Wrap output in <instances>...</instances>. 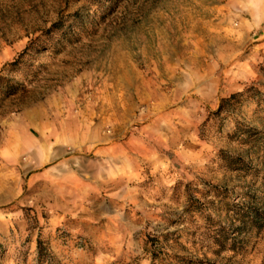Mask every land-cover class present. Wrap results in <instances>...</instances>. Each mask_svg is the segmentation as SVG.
<instances>
[{"label":"rangeland","instance_id":"374dc122","mask_svg":"<svg viewBox=\"0 0 264 264\" xmlns=\"http://www.w3.org/2000/svg\"><path fill=\"white\" fill-rule=\"evenodd\" d=\"M261 11L0 0V264H264Z\"/></svg>","mask_w":264,"mask_h":264},{"label":"crops","instance_id":"0c3cea01","mask_svg":"<svg viewBox=\"0 0 264 264\" xmlns=\"http://www.w3.org/2000/svg\"><path fill=\"white\" fill-rule=\"evenodd\" d=\"M260 19H261L262 22H264V11H261ZM91 176H92V180L95 179V177H94V170H93V173L91 174ZM88 192H89V189L86 190L85 192L83 191L84 197L87 196ZM91 192H95V190L93 189V191H91Z\"/></svg>","mask_w":264,"mask_h":264},{"label":"trees","instance_id":"16d2710c","mask_svg":"<svg viewBox=\"0 0 264 264\" xmlns=\"http://www.w3.org/2000/svg\"><path fill=\"white\" fill-rule=\"evenodd\" d=\"M239 94H237V93H235V94H231L230 96H229V98H223L222 100H221V105L219 106V109L217 110V112H219L221 109H222V102L223 101H226V100H228V99H230V98H235V97H237Z\"/></svg>","mask_w":264,"mask_h":264}]
</instances>
